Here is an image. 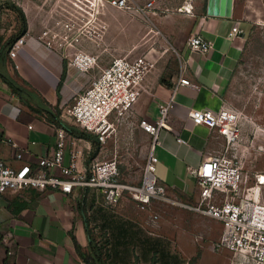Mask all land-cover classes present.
Listing matches in <instances>:
<instances>
[{
	"label": "crops",
	"instance_id": "obj_1",
	"mask_svg": "<svg viewBox=\"0 0 264 264\" xmlns=\"http://www.w3.org/2000/svg\"><path fill=\"white\" fill-rule=\"evenodd\" d=\"M130 1L134 2V0ZM147 1H151V5L142 10L133 8L128 11L113 5L108 7V18L105 19L108 25V47L115 35L120 37L121 48H164L174 45V42L165 39L164 42L161 39L159 44L153 46L148 34L151 30L160 34L170 31L176 22H181L175 17L183 14L180 11L166 14L156 12L152 9L153 0H146L141 5ZM11 2L22 9L26 19V28L22 33L24 41L14 57L9 55L10 46L7 47L5 42L9 36L20 30L21 18L18 11L10 6ZM103 4L104 2L98 3L87 11L93 14L92 10L96 8V12L102 13ZM134 4L140 5V3ZM47 11L42 9V5L36 0H0V136L2 137L0 157L14 165L23 161L34 164L41 155L51 150L55 141L54 122L60 123L53 120L54 110L60 104L70 101L83 89L86 80L88 82L90 80L87 71L78 69L69 61L64 47L48 44L39 37L43 24L49 17ZM232 13L230 16L209 15L204 9L197 14L194 13L192 15L194 18L186 26L190 31L188 35L200 33L212 44L205 51L180 45L183 49V63L179 72L188 77L194 86L181 85L172 92L178 75L165 80L166 83H160L162 69L151 62L145 75L146 86L142 88L134 107L141 117H154L157 114V105L148 104L145 107L143 103L145 96L141 95L143 90L155 94L159 99L157 104L168 99L173 93L169 118L172 131L161 134V142L157 145L159 153L156 154L158 161L161 159L168 167L170 166L171 174L167 177L162 173L158 177L160 181L169 184V187L173 185L182 189L185 194H194V177L189 168L196 166L203 157L220 150V148H203V145L213 138L220 143L223 142L222 136L216 131L204 125H194L188 113L193 107L215 108L225 104L228 81L232 78L242 50L241 31L234 36L228 35L233 24L239 26V23L233 19ZM134 15H146L149 23H143ZM167 24L169 29L168 27L166 29ZM130 32L139 34V39L128 42L126 38ZM149 54L153 52L150 51L147 55ZM2 73L28 90L34 91L35 98L33 100L25 96L23 97L25 100L20 98L2 78ZM155 83H158L157 87ZM134 127H139L138 123ZM139 130L150 139L140 127ZM68 132L76 138L83 137L82 143L84 146L88 145L92 152L91 137ZM178 135L184 138L185 142L177 141ZM17 150L22 151L21 159L14 157V152ZM68 160L69 155L66 152L64 162L67 163ZM90 192L99 196L89 188H77L70 193L48 187L8 190L0 193L2 222L0 264H86L77 253L72 236L76 237L81 249L87 251L91 236V232L88 233L91 215L97 219L100 216L107 228L108 218L111 216L106 210L109 205L102 203L83 205ZM151 239L143 246L146 255H151L158 247L157 239ZM119 241L126 250L128 241L125 242L122 236ZM107 263L112 264V260L108 258Z\"/></svg>",
	"mask_w": 264,
	"mask_h": 264
},
{
	"label": "built area",
	"instance_id": "obj_2",
	"mask_svg": "<svg viewBox=\"0 0 264 264\" xmlns=\"http://www.w3.org/2000/svg\"><path fill=\"white\" fill-rule=\"evenodd\" d=\"M90 0H59L47 9L48 20L43 24L39 37L48 44H58L68 53L69 61L78 69L88 71L97 64L96 56L84 51L89 38L87 32L97 34L99 19L96 8L89 14ZM110 5L130 8V0H105ZM151 1L132 7L142 10ZM87 19L92 20L88 26ZM241 31L233 24L229 36ZM24 41L19 35L10 44L8 53L14 57ZM190 49L207 50L212 44L200 33L188 36ZM151 62L140 55H122L112 58L90 77L87 85L71 101L60 104L55 113L63 122L75 124L93 134L98 141V150L90 154L84 146L83 137L72 136L61 123L54 122L55 141L51 150L41 155L34 164L20 162L12 164L0 157V193L26 188H55L70 193L77 188H89L101 197L102 204L114 205L124 190L144 208L151 199L170 200L217 220L221 230L217 244L231 250L233 254L246 257L254 264H264V202L239 196L242 174L240 166L228 155L230 145L237 142L239 124L237 112L222 104L218 107H193L189 118L194 125H204L220 134L226 142L224 149L203 157L196 166L189 168L194 177L195 202L184 203L172 199L168 186L155 173L158 157L155 147L161 142L163 132H171L169 122L172 95L157 104L154 117H140L139 127L150 140L137 184L124 182L119 176L116 156L101 158L106 140L113 136L122 122L133 113L140 92L146 86L145 75ZM194 86L181 71L172 92L179 86ZM2 137L0 136V142ZM176 140L185 142L180 135ZM14 144V143H13ZM69 160L64 162L65 153ZM15 159L22 158V151L14 152ZM83 158V159H82ZM0 221V240L2 239ZM10 252V251H9Z\"/></svg>",
	"mask_w": 264,
	"mask_h": 264
},
{
	"label": "rangeland",
	"instance_id": "obj_3",
	"mask_svg": "<svg viewBox=\"0 0 264 264\" xmlns=\"http://www.w3.org/2000/svg\"><path fill=\"white\" fill-rule=\"evenodd\" d=\"M36 1L46 10L54 2V0ZM103 1V12L97 13L99 33L87 32L89 38L85 42L84 51L94 54L97 61L94 68L86 72L88 76L91 77L99 67L108 64L116 56L140 55L161 67L160 78L164 81L171 77L175 78L183 63V49L180 45L189 48L187 39L191 34L188 35L190 31L186 26L194 18L192 16L194 13L204 10L205 0H153L152 9L156 12L166 14L180 11L183 14L175 17L181 22H176L170 31L160 34L151 30L148 34L153 46L159 44L161 39L174 42V45L164 48H121L120 37L116 35L108 47V25L105 19L108 18V7L111 5ZM145 1H130L131 7L126 9L132 10L134 3L141 4ZM232 10L233 19L239 23L241 29L242 50L232 78L228 81L224 102L237 112L240 133L237 142L230 145L231 150L228 151V155L240 166L242 181L239 196L264 202V0H233ZM134 17L145 24L149 23L146 15H134ZM87 21L85 26L88 30L92 20L87 19ZM167 27L168 24L166 29ZM138 35L130 32L126 40L135 41L139 39ZM150 51L153 54L147 55ZM87 83L88 80L83 88ZM157 85L158 83H155V87ZM141 95L145 96L143 102L145 107L148 104L157 105L159 99L152 92L143 90ZM140 117L141 115L134 109L133 113L119 124L115 134L106 140L100 153L101 158L116 156L120 179L131 184L140 181L150 140L140 132L139 127H134ZM221 143L213 138L210 142H206L203 148L224 149L227 144L224 140ZM155 153H159L157 146ZM169 168L170 166L168 167L160 159L156 162L157 177L162 173L168 177L171 174ZM167 186L172 199L184 203L195 202L194 194H185L186 192L173 185ZM85 200L84 206L102 203L101 197L93 195L92 192L87 194ZM107 208L106 210L111 214L108 218V228L100 216L97 219L91 215L89 229L91 236L102 246L107 262L110 258L112 264H254L246 257L235 255L226 248H220L217 244L221 230L220 223L186 206L170 200L153 198L142 208L129 191L124 190L118 202ZM113 214L115 216H112ZM121 236L125 242L130 239L126 250L120 245ZM151 238L157 239L158 247L149 256L144 254L143 246L148 240H152Z\"/></svg>",
	"mask_w": 264,
	"mask_h": 264
},
{
	"label": "trees",
	"instance_id": "obj_4",
	"mask_svg": "<svg viewBox=\"0 0 264 264\" xmlns=\"http://www.w3.org/2000/svg\"><path fill=\"white\" fill-rule=\"evenodd\" d=\"M10 6L13 7L14 9H16V11H18L19 16L21 18V27H20V30L18 32H16L15 34H12L11 36H9L7 38V40L5 42V45L7 47H9L10 44L14 41V39L17 38L20 34H22L26 28V19H25V15H24V12L22 11V9L13 2L10 3ZM205 6H206V1L204 2V9H205ZM1 75H2V78L10 85L12 90L20 98H22L23 100H25L23 98L24 96L31 99V100H33L35 98L34 93L32 91L28 90L27 88H25L24 86H22L21 84L16 82L10 76H8L5 73H2ZM160 82H165V81L162 78H160ZM53 115H54L53 120L60 122L63 125V127H65L71 133H73L75 135H81V136L83 135L86 137H91V139L93 141V149H92L91 154H94L97 151L98 142L96 140V137L93 136V134L85 132L83 130H80L76 126H73L69 123L61 121L60 119L57 118L56 113H54ZM88 233H90L89 229H88ZM72 237H73V241H74V247H75L77 253L79 254L80 258L86 264H108L107 260H106L107 259L106 254H104L102 251V248H101L102 246L99 245L98 242L93 239V237L90 236L87 251H83L81 249V246H80L78 240L76 239V237L74 235ZM108 257H109V253H108Z\"/></svg>",
	"mask_w": 264,
	"mask_h": 264
},
{
	"label": "water",
	"instance_id": "obj_5",
	"mask_svg": "<svg viewBox=\"0 0 264 264\" xmlns=\"http://www.w3.org/2000/svg\"><path fill=\"white\" fill-rule=\"evenodd\" d=\"M233 0H206L205 12L209 15L230 16Z\"/></svg>",
	"mask_w": 264,
	"mask_h": 264
},
{
	"label": "bare ground",
	"instance_id": "obj_6",
	"mask_svg": "<svg viewBox=\"0 0 264 264\" xmlns=\"http://www.w3.org/2000/svg\"><path fill=\"white\" fill-rule=\"evenodd\" d=\"M91 2H90V5L89 6H87L88 7V9L91 7V8H93V7H95L96 6V4L98 5V3L99 4H102L104 1L103 0H90ZM188 8V7H187ZM98 12V11H97ZM90 14V13H89ZM92 15V14H91ZM261 177V176H260ZM259 182H261V180L259 181Z\"/></svg>",
	"mask_w": 264,
	"mask_h": 264
}]
</instances>
